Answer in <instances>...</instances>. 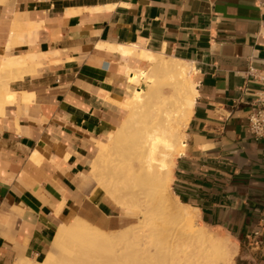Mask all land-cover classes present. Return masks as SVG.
Masks as SVG:
<instances>
[{"label": "crops", "instance_id": "0c3cea01", "mask_svg": "<svg viewBox=\"0 0 264 264\" xmlns=\"http://www.w3.org/2000/svg\"><path fill=\"white\" fill-rule=\"evenodd\" d=\"M122 45L193 65L197 95L171 190L205 225L262 246L264 264V227L253 235L264 136L247 121L260 88L247 71L264 70V0H0V264L42 260L75 218L121 228L123 211L85 176L124 117L117 99L141 90L126 68L147 63ZM26 54L40 64L20 76Z\"/></svg>", "mask_w": 264, "mask_h": 264}, {"label": "bare ground", "instance_id": "6f19581e", "mask_svg": "<svg viewBox=\"0 0 264 264\" xmlns=\"http://www.w3.org/2000/svg\"><path fill=\"white\" fill-rule=\"evenodd\" d=\"M119 47L122 51L136 55L138 59L147 63L145 70L130 66L126 68L129 80L137 85L144 84L146 89L142 88L140 92L128 98L117 99L124 111V117L106 140L97 142L98 151L90 161V170L85 176V182L98 186L116 201V205L118 202L126 205H123V208L127 207L126 209L129 205L134 206L133 208L140 207L145 218L153 212L155 199L161 204L165 201V207L173 221L179 220L189 237L202 243L205 247L203 249L213 254L216 264H231L237 252L236 243L234 242L235 247L230 249L225 242L216 240L202 228L198 229L194 215V212L198 213V209L183 204L175 196L173 201L169 202L162 192L172 181L176 157L183 152L182 130L190 119L197 95L193 82V65L173 56L140 50L134 46ZM7 59L6 67H10L12 62L14 63L13 58ZM18 60L16 63L23 69L20 76L24 72L33 71L39 63L35 54H26ZM23 95L27 99L28 93L23 92ZM140 115L147 118L146 115L149 119L146 128L143 127L145 128L143 132L141 130L142 133L139 132V140L129 148H118L117 143L135 131L132 128L137 118H141ZM138 121H140L139 125H144L140 119ZM149 195L155 198L153 202L147 203ZM127 235V230L103 232L75 218L70 223L62 224L57 228L50 248L42 260L34 261L28 258L24 263L119 264L118 259L122 257L123 264H128L130 242L124 239ZM186 262L185 264H198L193 263L192 260Z\"/></svg>", "mask_w": 264, "mask_h": 264}, {"label": "rangeland", "instance_id": "374dc122", "mask_svg": "<svg viewBox=\"0 0 264 264\" xmlns=\"http://www.w3.org/2000/svg\"><path fill=\"white\" fill-rule=\"evenodd\" d=\"M141 86L143 87H139V89H146V86L144 84H141ZM139 117H141L139 119L144 125H139L140 121H138L139 119L137 118L136 124H138H135L132 128V130H135L133 131L134 133L131 132L130 135L120 140L117 143L118 148H129L133 146L134 143L137 142V140H139L140 133H142L143 130L146 128L145 125L149 119V117L146 115L145 117L147 118H144L143 115H140ZM142 118L144 120H142ZM183 130V138L185 140V128H183ZM129 136L133 137L130 138ZM166 188H164L162 192L165 195L167 201L172 202L173 196L175 195L172 192L170 185ZM147 198V203L153 202L155 196L149 195L147 196ZM111 200L114 204L116 203V201H113V199ZM157 200L158 199H155V202L153 203V212L147 218H145L142 214L140 207L135 206L136 208H133L134 206L131 207L129 205L128 210L126 209L127 207L123 208L126 205L122 203H119L121 204L120 206L118 202L117 205L115 204L118 208L120 207V209L124 213V222L121 228L116 230V232H122V230L128 231V235L126 236V238H124L125 240L130 242V247L128 249V264H185L187 263L186 261H188L189 263V260H192L193 263L198 264H216V262H214L215 258L212 257L213 254L209 250L207 251L206 249H203L205 247L202 243L198 242L197 240H194L191 236L189 237L187 231L183 230L185 229V227H183L182 223L179 220L173 221V219L169 215L168 210L165 207L166 202L164 201V204H161L157 202ZM194 215L196 220V226H198V229L202 228V230L207 232L213 238H216V240H221L225 242V245L227 244L226 246L230 249H233L236 243L237 252L231 264H261L259 254L262 251V246H257L255 248L253 247L254 245H248L247 242H243L242 240L239 241L233 235L229 234L224 230L205 225L200 220L199 213L194 212ZM134 231H136V233H134ZM120 258L121 259H118V263L123 264L124 261L122 257ZM211 259L213 261H211ZM201 261L202 263H200Z\"/></svg>", "mask_w": 264, "mask_h": 264}, {"label": "built area", "instance_id": "2783aa9c", "mask_svg": "<svg viewBox=\"0 0 264 264\" xmlns=\"http://www.w3.org/2000/svg\"><path fill=\"white\" fill-rule=\"evenodd\" d=\"M247 72L260 82V88L250 103V109L247 113L248 127L255 137H262L264 136V70L258 71L250 67ZM258 226V229L253 231V235L264 227V212Z\"/></svg>", "mask_w": 264, "mask_h": 264}]
</instances>
